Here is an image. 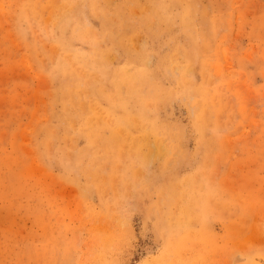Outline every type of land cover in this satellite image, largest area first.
Here are the masks:
<instances>
[{"label":"rangeland","instance_id":"1","mask_svg":"<svg viewBox=\"0 0 264 264\" xmlns=\"http://www.w3.org/2000/svg\"><path fill=\"white\" fill-rule=\"evenodd\" d=\"M235 249L264 251V0H0V264Z\"/></svg>","mask_w":264,"mask_h":264},{"label":"bare ground","instance_id":"2","mask_svg":"<svg viewBox=\"0 0 264 264\" xmlns=\"http://www.w3.org/2000/svg\"><path fill=\"white\" fill-rule=\"evenodd\" d=\"M229 255L228 264H260L264 260V251L262 250L248 252L244 249H235Z\"/></svg>","mask_w":264,"mask_h":264}]
</instances>
